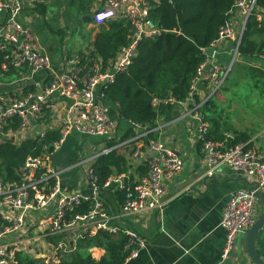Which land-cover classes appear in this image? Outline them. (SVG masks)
<instances>
[{"label": "built area", "instance_id": "2783aa9c", "mask_svg": "<svg viewBox=\"0 0 264 264\" xmlns=\"http://www.w3.org/2000/svg\"><path fill=\"white\" fill-rule=\"evenodd\" d=\"M45 1L0 0V144H20L29 137L59 131L57 138L26 157L16 179L0 176V264H20L19 255L35 258L40 264L60 262L81 240L103 230L126 235L125 249L131 250L129 256L136 255L146 239L133 228L113 224V219L161 211L172 198L166 196L167 183L184 169L185 160L163 135L168 122L159 120L157 126L147 129L123 120L104 89L118 71L128 68L142 39L163 31L149 15L159 0H92V26L113 21L129 25L127 44L107 62L95 51L93 40L82 48L89 54L85 61L78 49L66 55L49 53L34 25L44 17L37 6ZM28 7L30 14L25 12ZM227 15L218 37L203 48L207 56L197 69L188 96L183 100L173 95L152 99L154 106L168 104L189 110L197 123L206 176H215L219 166L229 165L249 183L248 188L234 190L222 210L221 225L227 233L223 260L233 252L239 235L258 219L264 195V154L247 142L227 144L226 139L208 138L210 124L200 111L225 84L231 65L223 64V56L232 53V64L239 57L244 59L239 47L250 17L264 19L258 0H236ZM72 30L71 22L67 39ZM260 58L264 59L263 53ZM253 63L260 66L261 60ZM203 87L207 91L198 98ZM126 128L134 134L122 139ZM151 130L160 135L149 138ZM70 136H75L78 146L76 159L58 167L54 155ZM131 141L135 147L129 156L138 160V168L146 164L147 172L112 174L101 187L94 162L112 149H124ZM74 169L84 175L85 187L65 182L67 173ZM109 190L124 193L122 203L113 211L103 195ZM85 202L88 208L76 211Z\"/></svg>", "mask_w": 264, "mask_h": 264}, {"label": "trees", "instance_id": "16d2710c", "mask_svg": "<svg viewBox=\"0 0 264 264\" xmlns=\"http://www.w3.org/2000/svg\"><path fill=\"white\" fill-rule=\"evenodd\" d=\"M74 1L69 0V3L73 4ZM80 1L85 3V0ZM235 1L159 0L151 8L150 18L163 31L159 35L142 39L128 68L118 71L115 80L104 89L106 98L117 104L118 113L123 120H131L151 129L158 125L159 120L168 122L176 117L174 106H154L153 97L173 95L183 100L188 96L197 69L207 56L203 48L210 46L218 37L221 25L228 18L227 12ZM258 4L264 11V0H258ZM47 6H38L44 15L47 14ZM57 18L55 12L53 21H57ZM47 24L52 31H62L56 24ZM129 32V25L124 21H113L98 27L92 44L104 62L115 58L119 48L127 44ZM239 52L244 60L250 62L251 73L264 78V59L259 57V54H264V19L259 20L256 15L250 17ZM79 54L84 56V61L89 57L82 48L79 49ZM255 59L261 60L260 66L254 65ZM214 95L200 109L203 118L210 124L207 137L223 141L227 132L232 131L234 138L231 144L243 141L250 146L248 141L252 135L229 124L223 113L218 111ZM126 129L122 139L134 134L131 128ZM155 133L156 131L151 130L148 137H154ZM58 136L59 131L53 130L44 135L26 138L20 144H0V176L4 180L16 179L17 170L26 157L30 153L39 152L45 142ZM134 147V142L131 141L124 149L115 148L97 158L93 168L101 187L110 175L129 172L132 166L129 155ZM139 170L141 174H145L148 167L146 164L140 165ZM118 198L119 202L122 201L124 194L120 193ZM88 206L89 203L85 202L76 211H84ZM126 242L127 237L123 233L100 231L82 243L84 247L104 248L105 255L96 259L87 250H82L86 248L78 246L74 253L64 256L61 264H122L131 252L130 249H125ZM19 258L20 264H40L37 259L25 255H19Z\"/></svg>", "mask_w": 264, "mask_h": 264}, {"label": "crops", "instance_id": "0c3cea01", "mask_svg": "<svg viewBox=\"0 0 264 264\" xmlns=\"http://www.w3.org/2000/svg\"><path fill=\"white\" fill-rule=\"evenodd\" d=\"M55 3L54 0H47L38 4V6L48 5L47 14H43L44 17L40 21H35L34 25L42 41L44 36L48 37L43 43L49 53L53 56L66 55L74 51L73 49L77 50L79 39L75 29L67 39L69 23L62 18L58 17L57 21H53ZM91 3L92 0H89V15L82 16L81 20L88 23L89 40H94L98 28L92 26ZM38 6L37 9H41ZM25 12L30 14L31 8L28 7ZM47 22H50L52 26L56 24V27L62 31L60 33L52 31ZM85 37L86 35L83 34L82 38ZM229 55L230 52L223 56V64ZM206 91V87L201 88L198 98ZM175 115L173 120L168 121L163 135H166L167 143L184 157V169L168 181L166 196L172 198L161 211L113 219V224L133 228L146 239L145 247L140 248L136 255L127 257L122 264H255L247 253L244 234L237 238L231 255L225 260L222 256L227 237L226 230L221 225L222 210L234 190L249 187L246 177L229 165L219 166L215 176H206V163L202 156L201 144L197 140L198 130L195 119L185 108H175ZM243 131L252 135L248 141L251 143L250 146L257 147L264 154V131H261L262 133ZM158 135L160 133L156 132L153 138ZM232 138L234 133L227 132L225 138L227 144H231ZM77 148L75 136H70L63 147L55 153L54 164L63 167L71 163L76 159ZM129 159L132 162L131 172L140 171L136 166H139L138 160L130 156ZM65 182L72 187L87 185L84 175L75 169L67 173ZM120 193L122 192L112 193L110 190L104 192V198L111 207V211L117 209L122 203L123 200L120 202L118 200ZM263 209L264 195L261 196L259 215ZM84 240L78 243L76 250L78 246L86 248L82 250H87L96 259L105 255L104 248L84 247L82 243ZM257 249L264 259V227L259 233Z\"/></svg>", "mask_w": 264, "mask_h": 264}, {"label": "rangeland", "instance_id": "374dc122", "mask_svg": "<svg viewBox=\"0 0 264 264\" xmlns=\"http://www.w3.org/2000/svg\"><path fill=\"white\" fill-rule=\"evenodd\" d=\"M54 1L56 7L53 11L57 13V16L69 24L73 23V29L77 32L79 39L77 47L80 48L87 43L89 44L91 40H89L90 37L87 33L88 23L81 20L82 16L87 17L89 15L87 8L89 0H85V3H81L80 0H73V4H70L69 0ZM83 34L86 35L84 39L82 38ZM47 39L48 37H43L44 42ZM59 44H61V39H59ZM73 50L72 53L76 51V49ZM232 61L233 56L230 53L228 59L224 61L225 64L231 65L227 75L228 80L214 93V101L218 111L223 113L233 128L251 130L254 133L264 131V78L251 73L249 61L240 57L235 59L233 64ZM119 135L123 137L122 130L119 131ZM61 261L48 263L61 264Z\"/></svg>", "mask_w": 264, "mask_h": 264}, {"label": "water", "instance_id": "95a60500", "mask_svg": "<svg viewBox=\"0 0 264 264\" xmlns=\"http://www.w3.org/2000/svg\"><path fill=\"white\" fill-rule=\"evenodd\" d=\"M208 52L212 54L213 47H210L208 49ZM263 227H264V209L259 215L256 222L244 233L247 253L255 264H264V259L259 254L257 249V241H258L259 233Z\"/></svg>", "mask_w": 264, "mask_h": 264}]
</instances>
